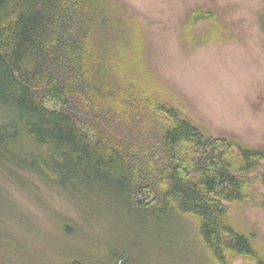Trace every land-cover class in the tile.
<instances>
[{
    "label": "trees",
    "instance_id": "trees-1",
    "mask_svg": "<svg viewBox=\"0 0 264 264\" xmlns=\"http://www.w3.org/2000/svg\"><path fill=\"white\" fill-rule=\"evenodd\" d=\"M126 12L114 0H0V177L30 172L83 220L112 221L59 264H177L183 250L195 264H264L234 213L257 198L264 149L206 135L156 94L142 22ZM215 16L195 9L184 28Z\"/></svg>",
    "mask_w": 264,
    "mask_h": 264
},
{
    "label": "rangeland",
    "instance_id": "rangeland-1",
    "mask_svg": "<svg viewBox=\"0 0 264 264\" xmlns=\"http://www.w3.org/2000/svg\"><path fill=\"white\" fill-rule=\"evenodd\" d=\"M114 1L142 22L156 94L206 135L264 149V0ZM198 8H211L216 16L196 22L189 32L197 38L189 41L184 26ZM215 29L218 36L207 42L205 34ZM262 173L264 162L251 173L258 178L256 200L234 205V213L242 229L254 231L255 245L264 252ZM24 176L26 183L0 177V264H59L63 254L90 252L107 237L110 219L92 218L90 212V221L83 220L68 196L30 172ZM63 220L77 228L65 229ZM181 255L177 264H195L194 253Z\"/></svg>",
    "mask_w": 264,
    "mask_h": 264
}]
</instances>
